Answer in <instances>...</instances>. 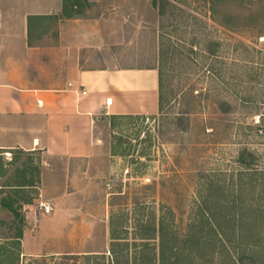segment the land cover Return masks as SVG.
<instances>
[{
  "label": "rangeland",
  "instance_id": "374dc122",
  "mask_svg": "<svg viewBox=\"0 0 264 264\" xmlns=\"http://www.w3.org/2000/svg\"><path fill=\"white\" fill-rule=\"evenodd\" d=\"M164 1L67 0L63 16L106 32L82 61L161 67L166 102L104 118L91 169L78 163L58 193L48 178L41 196L38 155L5 156L0 264H264V0Z\"/></svg>",
  "mask_w": 264,
  "mask_h": 264
},
{
  "label": "crops",
  "instance_id": "0c3cea01",
  "mask_svg": "<svg viewBox=\"0 0 264 264\" xmlns=\"http://www.w3.org/2000/svg\"><path fill=\"white\" fill-rule=\"evenodd\" d=\"M60 1L23 8L8 0L2 8L0 0V175L5 156L35 153L42 197L46 179L58 193L60 179L71 180L78 163L86 161L91 169L104 144L99 133L104 118L159 109L157 67L82 61L81 52L96 47L92 32H106L87 31L80 18L62 16L69 10ZM45 19H55L57 27L40 36L35 22ZM50 31L56 40H50ZM56 200L51 199L54 207Z\"/></svg>",
  "mask_w": 264,
  "mask_h": 264
},
{
  "label": "trees",
  "instance_id": "16d2710c",
  "mask_svg": "<svg viewBox=\"0 0 264 264\" xmlns=\"http://www.w3.org/2000/svg\"><path fill=\"white\" fill-rule=\"evenodd\" d=\"M164 1V0H163ZM65 6H64V12L68 10V7H67V0L65 1ZM165 2V1H164ZM155 4H156V1H155ZM160 13L163 15V11L160 9ZM63 16V14H62ZM158 71H159V83H160V93H159V110H163V107H164V104L166 102V96H165V93H164V71L162 70L161 67H157ZM225 106V104H223ZM224 110H226L224 108ZM239 162L241 164H244V166H247L249 167L250 165L254 164L256 162V157L254 155V153L250 152V151H247V150H244L240 153L239 155ZM24 186L26 185H18L16 186L15 188H23ZM0 204L2 207H4L6 204H7V199L3 198L1 201H0ZM12 208V206H11ZM13 212H16V209H12ZM237 217L234 216L233 220H235ZM231 219H228V220H231ZM149 230L151 231V238H148V239H155L157 233H158V228L156 226H149ZM19 238V236H18ZM115 240V239H114ZM112 248L110 249V252L113 253V254H117L116 253V250L113 248L114 247V241H112ZM128 262V261H127Z\"/></svg>",
  "mask_w": 264,
  "mask_h": 264
},
{
  "label": "built area",
  "instance_id": "2783aa9c",
  "mask_svg": "<svg viewBox=\"0 0 264 264\" xmlns=\"http://www.w3.org/2000/svg\"><path fill=\"white\" fill-rule=\"evenodd\" d=\"M83 93L85 94L86 92H83ZM41 209L43 210L44 215H50L54 212L55 207H54L53 203H51V202H42L41 203Z\"/></svg>",
  "mask_w": 264,
  "mask_h": 264
}]
</instances>
